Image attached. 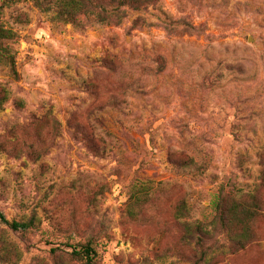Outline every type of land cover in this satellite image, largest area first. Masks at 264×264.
<instances>
[{
  "label": "rangeland",
  "instance_id": "374dc122",
  "mask_svg": "<svg viewBox=\"0 0 264 264\" xmlns=\"http://www.w3.org/2000/svg\"><path fill=\"white\" fill-rule=\"evenodd\" d=\"M118 1L0 0V264H264V0Z\"/></svg>",
  "mask_w": 264,
  "mask_h": 264
},
{
  "label": "trees",
  "instance_id": "16d2710c",
  "mask_svg": "<svg viewBox=\"0 0 264 264\" xmlns=\"http://www.w3.org/2000/svg\"><path fill=\"white\" fill-rule=\"evenodd\" d=\"M135 1H138V0L118 1L117 6H118V8L120 6H122V7L129 6V5L131 6V4ZM54 2L56 3V6L60 10L61 13L64 12L65 16H71V17L74 14H76L77 12H86V11L93 10V9H96L98 12L106 10L104 7L98 5L97 0H54ZM101 20L106 21V22H111L110 18L109 19L101 18ZM116 22H119V21H116ZM260 157L264 158V150H263ZM189 159L192 161L191 157ZM262 163L264 164V159L261 160V164ZM234 190H235L234 184L220 183L218 190H217V191H221V192H219L218 197H217V203H216L217 209L220 206V199L222 200V198H223L221 196L222 191H234ZM218 212H219V217H220L222 211L219 210ZM223 214H226V212H224ZM0 222L5 224V226H7L13 230H24V229L28 228V226L30 225V221L29 222H18L16 220H8L1 213H0ZM196 225L198 227L202 228L200 223L197 222ZM191 226L187 225L186 230L188 231L189 228H191ZM73 252L78 257L82 256L83 259H85V261H87V262H90L92 255L94 254L93 250L88 245H85L84 248L80 251H73Z\"/></svg>",
  "mask_w": 264,
  "mask_h": 264
}]
</instances>
